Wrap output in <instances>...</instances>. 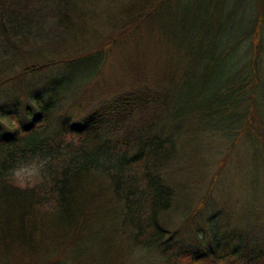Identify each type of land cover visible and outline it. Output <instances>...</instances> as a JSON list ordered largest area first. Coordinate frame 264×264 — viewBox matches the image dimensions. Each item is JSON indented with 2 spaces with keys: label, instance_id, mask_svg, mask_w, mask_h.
<instances>
[{
  "label": "trees",
  "instance_id": "1",
  "mask_svg": "<svg viewBox=\"0 0 264 264\" xmlns=\"http://www.w3.org/2000/svg\"><path fill=\"white\" fill-rule=\"evenodd\" d=\"M172 1L159 0L150 12L140 11L134 18L129 13L121 33L134 35L144 26L163 29L168 17L171 24L177 23L179 11L167 7ZM255 3L250 60L243 69L234 68L229 57L233 54L236 59L234 51L241 40L237 46L217 52L214 41L207 38L223 36V28L219 34L195 31L196 40L191 43L198 54L186 58L189 68L161 92L145 87L123 90L106 99L90 94L108 59V47L117 39L101 48L96 45L71 57L63 55L25 67L31 81L23 89L10 85V93L18 90L21 94L0 104V238L6 236L4 244L12 248L13 241L25 240L34 250L33 239L47 220L79 232L90 197L106 183L110 196L121 203L123 226L145 252L157 253L158 264H264V235L257 230H228L211 222V215L204 212L210 192L189 216V210L180 208L178 188L163 174L164 167L179 159L183 123L189 118L198 120L203 132L233 138L234 144L252 119L263 56V42L260 37L255 42L253 36L259 25L263 27L264 0ZM95 5L94 0H0V66L25 53L57 51L69 39L75 12L87 10L90 14L96 11ZM185 15V29L198 24ZM127 24L133 25L129 31ZM201 37H205L204 46H199ZM58 53L66 54V49ZM191 66L193 71L202 69L194 83ZM182 83L193 85L194 106L188 112L171 111L168 116L173 120L167 118L166 123L164 117ZM155 116L163 117L159 126L151 121ZM33 159L43 163L39 178L30 187L15 186L12 170ZM172 211L187 221L184 230L169 229L166 215ZM18 219L23 227L20 236L13 232ZM76 250L58 248L53 242L51 249L44 247L43 264L53 263L52 254L57 252L67 251L69 260L73 259Z\"/></svg>",
  "mask_w": 264,
  "mask_h": 264
},
{
  "label": "rangeland",
  "instance_id": "2",
  "mask_svg": "<svg viewBox=\"0 0 264 264\" xmlns=\"http://www.w3.org/2000/svg\"><path fill=\"white\" fill-rule=\"evenodd\" d=\"M256 1L258 0H175L167 7L179 11L177 23L171 24L172 20L168 17L163 29H158L159 31L144 26L137 34L123 35L120 29L125 16L134 13V18L140 11L146 14L159 0H94L95 12H75V27L73 26L66 44L57 51L25 53L17 57L18 60L4 61L7 64L0 66V104L21 94L18 90L10 93L9 87L15 83L14 87L23 89L31 81L30 74L26 75L23 69L30 67L32 63L44 64L52 58L61 59L63 55L65 58L71 57L79 50H90L96 45L101 48V44L114 39L117 41L108 47L106 64L90 87V94L96 99H106L123 90H142L147 87L152 88L153 92H161L164 86L169 88L168 85L175 83L183 70L189 68L190 60L186 58L191 59L194 54H198L191 43L192 39L196 40V32L210 31L212 34L217 31L219 34L223 28L225 36L210 35L207 38L214 41L217 52L226 47L237 46L241 40L234 51L236 59L233 54L229 57L230 64H235L234 68L240 66L243 69L250 60L248 44L251 47L253 18L257 15ZM111 9H114L113 12L105 13ZM185 14L198 20V24L185 29ZM203 24L205 26H201ZM262 25V28L259 25L253 36L255 42L256 37L262 40L263 56L259 60L261 77L251 109L252 119L247 123L246 130L240 132L239 129L238 141L234 144L233 138L226 139L214 131L203 132L198 120L189 118L183 123L185 134L182 142L180 141L179 159L164 167L163 171L169 182L178 188L180 208L189 210V216L200 200L210 192L208 208L203 209L211 215V222L217 221V224L221 223L228 230H257L260 236L264 235V21ZM124 26L128 31L133 28L132 24ZM203 38L205 37H201L199 46H204ZM65 49L66 54L58 53ZM19 73L22 76L16 77ZM190 73H193L194 83L196 74L197 77L202 76V69L196 68L193 71L191 66ZM20 82L22 84L18 87ZM192 86L182 83L177 87L171 108L169 106L164 117L166 123L171 111L183 109L188 112L189 107L194 106ZM162 118L155 116L151 121L159 126ZM108 188L106 183L102 184L101 190L90 197L83 218L84 224L79 232L62 222L47 220L39 236L33 239L34 250L25 240L24 243L20 240L13 241L11 248L4 244L6 236L1 237L0 263L38 264L41 261L43 264L44 247L49 245L51 249L54 242L61 249H77L72 254L76 257L70 260L67 251L52 254V262L55 264L63 261L71 262L70 264H158L160 259L157 253L151 250L145 252L141 245L134 242L131 232L123 226L121 203L110 196ZM166 220L172 231L184 230V224L187 223L174 211L166 215ZM15 225L13 232L20 236L23 230L21 221L18 219Z\"/></svg>",
  "mask_w": 264,
  "mask_h": 264
},
{
  "label": "clouds",
  "instance_id": "3",
  "mask_svg": "<svg viewBox=\"0 0 264 264\" xmlns=\"http://www.w3.org/2000/svg\"><path fill=\"white\" fill-rule=\"evenodd\" d=\"M42 167L43 163L38 159L22 163L12 170L11 180L19 188L30 187L39 178Z\"/></svg>",
  "mask_w": 264,
  "mask_h": 264
}]
</instances>
